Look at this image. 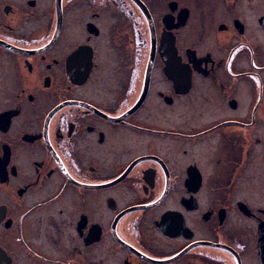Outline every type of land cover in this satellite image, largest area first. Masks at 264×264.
<instances>
[{
  "label": "flooded vegetation",
  "instance_id": "af4514ba",
  "mask_svg": "<svg viewBox=\"0 0 264 264\" xmlns=\"http://www.w3.org/2000/svg\"><path fill=\"white\" fill-rule=\"evenodd\" d=\"M0 264H264V0H0Z\"/></svg>",
  "mask_w": 264,
  "mask_h": 264
}]
</instances>
